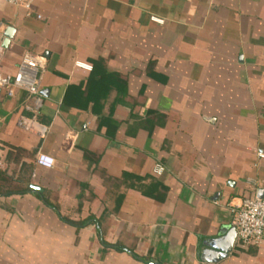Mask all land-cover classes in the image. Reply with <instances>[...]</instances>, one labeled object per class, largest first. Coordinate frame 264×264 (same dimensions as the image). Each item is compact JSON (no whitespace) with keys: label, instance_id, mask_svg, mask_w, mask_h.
Segmentation results:
<instances>
[{"label":"crops","instance_id":"0c3cea01","mask_svg":"<svg viewBox=\"0 0 264 264\" xmlns=\"http://www.w3.org/2000/svg\"><path fill=\"white\" fill-rule=\"evenodd\" d=\"M0 40L46 61L41 109L0 88V264H264L202 258L264 190V0L0 1Z\"/></svg>","mask_w":264,"mask_h":264},{"label":"built area","instance_id":"2783aa9c","mask_svg":"<svg viewBox=\"0 0 264 264\" xmlns=\"http://www.w3.org/2000/svg\"><path fill=\"white\" fill-rule=\"evenodd\" d=\"M8 3L23 4L25 8L32 7L33 0H0ZM157 19V18H156ZM3 50L0 40V54ZM45 58L25 52L17 65L15 72H0V88L7 90L8 96H14L16 90L27 91L33 97L34 105L28 108L33 111L41 109L43 106V94L41 92V72L45 68ZM90 67V66H88ZM36 119H29L21 116L19 124L25 129H30ZM47 131V127L43 132ZM259 156L264 158V153L259 152ZM36 163L40 166L51 168L55 165L54 156L39 152L36 156ZM165 166L157 163L153 168V173L162 175ZM233 219L232 225L237 231L236 240L243 246L259 244L264 240V190L263 195H259V190L244 196L238 203L230 208Z\"/></svg>","mask_w":264,"mask_h":264},{"label":"water","instance_id":"95a60500","mask_svg":"<svg viewBox=\"0 0 264 264\" xmlns=\"http://www.w3.org/2000/svg\"><path fill=\"white\" fill-rule=\"evenodd\" d=\"M14 33V28L8 27L5 32L6 38L3 41V46L7 47ZM33 188L41 189L38 186L32 185ZM259 195H263V190H259ZM237 237L235 227L228 229L223 235L216 238H211L204 242L205 248L202 251V258L206 261L217 262L229 255L232 251Z\"/></svg>","mask_w":264,"mask_h":264}]
</instances>
